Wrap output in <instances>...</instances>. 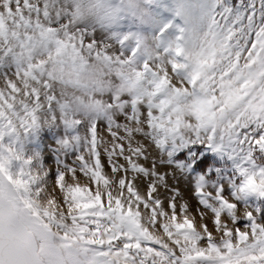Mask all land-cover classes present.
<instances>
[{"label":"snow or ice","instance_id":"1","mask_svg":"<svg viewBox=\"0 0 264 264\" xmlns=\"http://www.w3.org/2000/svg\"><path fill=\"white\" fill-rule=\"evenodd\" d=\"M190 144L233 161L194 211ZM0 264H264V0H0Z\"/></svg>","mask_w":264,"mask_h":264},{"label":"rangeland","instance_id":"2","mask_svg":"<svg viewBox=\"0 0 264 264\" xmlns=\"http://www.w3.org/2000/svg\"><path fill=\"white\" fill-rule=\"evenodd\" d=\"M246 2L247 0H245ZM71 134L72 132L57 119L54 122L42 125L29 137V142L26 145L27 153L29 155L38 154L40 163L49 170L50 178H54L57 174V168L67 162L69 156L74 155L60 143L65 136ZM167 159L164 167L171 168L175 173L174 176L167 179V183L181 190L185 198L189 200L190 208L193 211L197 206V202L191 198L190 193L193 190L195 179L204 175L209 181L222 182L223 178L231 173L233 165V161L229 160L225 150H213L205 144H190L180 149L170 158L172 163H168ZM102 162L105 164V171L110 172L106 157L102 156ZM139 162L143 163V161ZM177 164L181 167L177 168ZM158 170H160L159 166ZM140 190L142 192L146 191V185L141 184ZM159 191L161 198H163L165 190L160 189ZM167 195L171 194L167 193ZM164 206L167 207V200H165Z\"/></svg>","mask_w":264,"mask_h":264}]
</instances>
